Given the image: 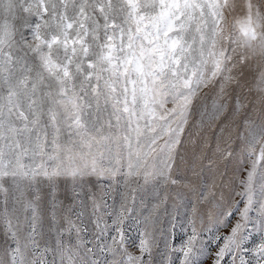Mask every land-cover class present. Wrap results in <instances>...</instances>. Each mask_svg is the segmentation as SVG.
Instances as JSON below:
<instances>
[{
    "label": "snow or ice",
    "instance_id": "snow-or-ice-1",
    "mask_svg": "<svg viewBox=\"0 0 264 264\" xmlns=\"http://www.w3.org/2000/svg\"><path fill=\"white\" fill-rule=\"evenodd\" d=\"M0 264H264V0H0Z\"/></svg>",
    "mask_w": 264,
    "mask_h": 264
}]
</instances>
